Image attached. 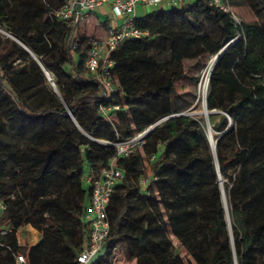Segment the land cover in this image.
<instances>
[{
	"label": "trees",
	"instance_id": "obj_1",
	"mask_svg": "<svg viewBox=\"0 0 264 264\" xmlns=\"http://www.w3.org/2000/svg\"><path fill=\"white\" fill-rule=\"evenodd\" d=\"M228 1L256 20L238 25L207 0L137 17L149 35L113 51L117 92L108 101L84 65L95 36L54 15L65 0H0V29L12 37L0 33V203L13 229L0 264H16L28 225L39 233L30 264H79L91 230L84 173L116 156L102 141L151 126L143 151L117 159L126 179L108 206L107 255L122 246L136 264H187L175 237L196 264H264V0ZM216 55L207 100L214 151L208 124L181 113L191 102L178 105L175 83ZM101 105L120 106L116 121Z\"/></svg>",
	"mask_w": 264,
	"mask_h": 264
},
{
	"label": "built area",
	"instance_id": "obj_2",
	"mask_svg": "<svg viewBox=\"0 0 264 264\" xmlns=\"http://www.w3.org/2000/svg\"><path fill=\"white\" fill-rule=\"evenodd\" d=\"M192 1L193 0H65L63 6L54 11V15L59 19L68 20L75 18L80 22L84 13L93 12L106 4L110 5V30L105 36H95L91 40L90 49L84 62L89 75L99 81L104 87V95L109 101L114 93L117 92L115 79L112 75L115 64L111 57L113 51L125 39H141L149 35L147 30L141 29L136 25L138 6L153 7L156 10H167L173 7H182ZM207 1L211 6L229 14L236 24H242V19L238 16L228 0ZM243 38L244 33L240 32L231 42L236 43ZM74 47H77V44H74ZM119 108V105H114L112 107L101 105L99 112L106 120L114 122L116 121V116L111 114V111ZM152 128L153 126L142 132L136 133L132 137L116 142L102 141L105 145L116 147V156L98 173H93L92 169L84 173L83 181L90 189V196L83 219L89 224L91 230L87 243L77 256L79 264H86L103 247V242L109 235L110 220L108 216V206L115 187L126 179V170L117 165V159L121 157H130L136 151H143L146 137ZM141 184L145 186L146 181L142 180ZM5 211L6 205L0 203V248L5 247L2 239L13 231L11 226L2 223ZM21 233L22 230L18 231L19 242ZM25 249V251L14 253L13 256L16 264H30V247L27 246ZM117 250L118 248L116 247L113 248L112 251L110 250V252L114 253L116 256V254H118Z\"/></svg>",
	"mask_w": 264,
	"mask_h": 264
},
{
	"label": "rangeland",
	"instance_id": "obj_3",
	"mask_svg": "<svg viewBox=\"0 0 264 264\" xmlns=\"http://www.w3.org/2000/svg\"><path fill=\"white\" fill-rule=\"evenodd\" d=\"M195 2L196 0H193L191 4H194ZM108 7L107 8L103 7L102 13H107V14L109 13V15L111 16V12L109 11ZM153 10H155L153 7H149V10H147L146 12L142 7L138 6L137 17L139 18L144 17L146 14L152 12ZM235 11L244 22H253L256 20L254 13L248 7H245V6L238 7L235 9ZM92 13L95 15H98L99 20L101 22L105 18L104 15L97 14L96 11H93ZM101 28L102 27L98 24V22H96L95 19H88L86 21H83L82 19L79 22V30L84 31L85 33L89 35L99 36L98 34L101 33ZM0 33L6 37H11L9 33L5 32L2 29H0ZM213 60L216 63L215 65L216 67L218 56H212L204 67L199 68L196 66L194 67L192 66V69L191 71H189L188 76L183 79H178L175 83L176 101L178 105L185 106L186 104L191 102V105L185 111L181 113L182 114L185 113L194 119H198L203 122H206L208 124L207 132L210 138V142H211V139L216 141L215 136H214L216 133L213 132L211 125L209 123V115L207 118L206 113L204 114L206 109L208 110L207 101L205 102V100H203V96H200L199 86L202 83H206V82L210 84V78H211L212 71L211 72L209 71L208 65L210 61H213ZM194 63L195 62L191 61L192 65H194ZM208 112L210 114L211 111L208 110ZM225 199L227 201L226 195H225ZM228 223H229L230 230L232 231L230 219L228 220ZM26 229L28 228H25L24 230ZM26 232H28V234H30L31 236L32 230L30 228L26 230ZM173 242L176 247V252L185 258L187 264H190V263L196 264L195 261L192 259V257L188 254L186 249L177 242V239L175 237H173ZM23 246L27 248L28 245L25 244ZM117 248H118L117 250L118 254H116V256L114 253H110V255L108 254L104 258L100 259L97 264H136L135 260H129L127 256H124L122 254V250H123L122 246H117Z\"/></svg>",
	"mask_w": 264,
	"mask_h": 264
},
{
	"label": "crops",
	"instance_id": "obj_4",
	"mask_svg": "<svg viewBox=\"0 0 264 264\" xmlns=\"http://www.w3.org/2000/svg\"><path fill=\"white\" fill-rule=\"evenodd\" d=\"M103 7H105V8L108 7L109 11L111 12V8H110L109 4L103 5L99 9L95 10L97 14L105 16V18H104V20L102 22L99 20V16L93 14L92 12L84 13L83 18H82L83 21H86L88 19H95L96 22H98V24L102 27L101 28V33L98 34L100 37L105 36L110 30V15H109V13L108 14L107 13H102ZM140 7H142L146 12H147V10H149V7H143V6H140ZM87 35H89V34H87ZM26 228H28V229L30 228L32 230L31 236H30V234H28V232L25 235L23 233H21V235H20V243L22 245L27 244L29 247H31L32 245H34L38 241L39 233H38V231L36 229H34L30 225H28ZM28 229H26V230H28Z\"/></svg>",
	"mask_w": 264,
	"mask_h": 264
},
{
	"label": "water",
	"instance_id": "obj_5",
	"mask_svg": "<svg viewBox=\"0 0 264 264\" xmlns=\"http://www.w3.org/2000/svg\"><path fill=\"white\" fill-rule=\"evenodd\" d=\"M220 58V57H219ZM219 59L217 60V63H218ZM214 70V69H213ZM212 70V71H213ZM46 75L47 77L49 78V80H52L50 77H49V73L46 72ZM53 84V88H54V91L59 94L58 90H57V87L54 83ZM210 85V84H209ZM60 95V94H59ZM208 118V116H207ZM209 137V135H208ZM210 139V138H209ZM215 150H216V144H215ZM222 183V182H221ZM222 193H223V196H224V200L226 201L225 199V189H224V186H223V183H222ZM229 220V219H228ZM108 253V248L106 246H103L86 264H97L98 261L102 258H104Z\"/></svg>",
	"mask_w": 264,
	"mask_h": 264
},
{
	"label": "bare ground",
	"instance_id": "obj_6",
	"mask_svg": "<svg viewBox=\"0 0 264 264\" xmlns=\"http://www.w3.org/2000/svg\"><path fill=\"white\" fill-rule=\"evenodd\" d=\"M215 61H210L209 65H208V68H209V71L211 72L214 68H215ZM50 77V75H49ZM52 82V81H51ZM199 92H200V96H203V100H205V102L207 101V98H208V94L210 92V85L208 82L206 83H202L200 85V89H199ZM206 113V116L209 115V112L208 110L206 109V111L204 112V114ZM215 144H216V141H214L213 139H211V146H212V149L215 151Z\"/></svg>",
	"mask_w": 264,
	"mask_h": 264
}]
</instances>
